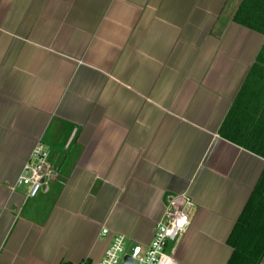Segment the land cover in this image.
<instances>
[{
  "label": "crops",
  "instance_id": "0c3cea01",
  "mask_svg": "<svg viewBox=\"0 0 264 264\" xmlns=\"http://www.w3.org/2000/svg\"><path fill=\"white\" fill-rule=\"evenodd\" d=\"M240 2L0 0V264H98L116 233L146 246L182 193L175 258L227 263L264 168L219 132L264 42ZM38 140L59 176L27 198Z\"/></svg>",
  "mask_w": 264,
  "mask_h": 264
},
{
  "label": "trees",
  "instance_id": "16d2710c",
  "mask_svg": "<svg viewBox=\"0 0 264 264\" xmlns=\"http://www.w3.org/2000/svg\"><path fill=\"white\" fill-rule=\"evenodd\" d=\"M233 20L264 36V0H241ZM219 132L264 158V42ZM227 243L232 253L226 264H260L264 256V168Z\"/></svg>",
  "mask_w": 264,
  "mask_h": 264
},
{
  "label": "built area",
  "instance_id": "2783aa9c",
  "mask_svg": "<svg viewBox=\"0 0 264 264\" xmlns=\"http://www.w3.org/2000/svg\"><path fill=\"white\" fill-rule=\"evenodd\" d=\"M59 176L58 170L50 159V152L41 141H36L29 159L22 166L16 179L14 188L25 187V197L34 198L40 191L46 189L49 184ZM194 204L184 193L180 195H166L164 211L161 219L154 224L152 241L142 246L127 245V238L119 233L112 236L111 243L107 247L104 256L98 264H126L124 258L128 256L133 264H180L175 258V245L186 232L190 223L188 210L193 209ZM183 221V223H181ZM109 234V230L103 227L101 236ZM173 247L167 250L168 244ZM78 264H86L81 262Z\"/></svg>",
  "mask_w": 264,
  "mask_h": 264
},
{
  "label": "water",
  "instance_id": "95a60500",
  "mask_svg": "<svg viewBox=\"0 0 264 264\" xmlns=\"http://www.w3.org/2000/svg\"><path fill=\"white\" fill-rule=\"evenodd\" d=\"M124 262H125L126 264H133V262L131 261V259H130L128 256H126V257L124 258Z\"/></svg>",
  "mask_w": 264,
  "mask_h": 264
},
{
  "label": "snow or ice",
  "instance_id": "6c2138e0",
  "mask_svg": "<svg viewBox=\"0 0 264 264\" xmlns=\"http://www.w3.org/2000/svg\"><path fill=\"white\" fill-rule=\"evenodd\" d=\"M181 223H183V221H181Z\"/></svg>",
  "mask_w": 264,
  "mask_h": 264
}]
</instances>
